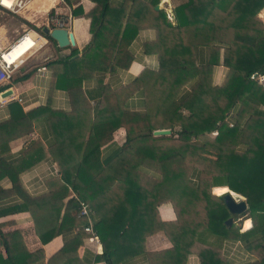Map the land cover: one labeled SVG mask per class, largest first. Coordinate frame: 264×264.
Instances as JSON below:
<instances>
[{"label": "trees", "instance_id": "1", "mask_svg": "<svg viewBox=\"0 0 264 264\" xmlns=\"http://www.w3.org/2000/svg\"><path fill=\"white\" fill-rule=\"evenodd\" d=\"M63 1L73 17L90 20L91 41L80 56L71 49L67 58L45 63L52 72L51 90H80L83 80L126 69L129 44L142 29L156 31L146 51L157 54L160 68L143 71L107 94L99 91L104 80L99 78L97 93H88L96 101L94 113L49 106L24 112L18 103L10 104L9 119L0 122V181L8 177L12 187L0 185V200L21 198L11 212L31 214L42 245L62 237L46 264H92L79 256L87 224L78 216L80 203L93 212L92 228L102 248L94 263L130 264L141 258L148 264H186L196 255L200 264H229L223 244L239 241L256 253V261L247 264H264V88L250 79L264 74V23L257 18L264 0H187L174 8V23L165 11L155 10L160 0H89L94 6L88 12L73 7L79 0ZM258 15L264 19L262 12ZM218 44L229 70L222 86L211 82ZM198 48L209 50L207 63L198 64ZM15 73L13 83L30 74ZM139 91L145 111L125 110ZM205 106L214 111L209 114ZM37 120L46 121L53 142L44 149L40 140L32 141L22 157L25 168L47 155L56 162L59 177L48 181L47 207L20 189L23 169L4 159L9 143L29 135ZM119 129L125 131L122 146L113 144ZM158 130L170 134L153 135ZM206 145L220 151L217 160L201 156ZM147 163L159 168L157 177L142 170ZM227 187L246 200L247 210L239 217L251 219L252 227L244 233L235 224L239 217L223 203ZM166 203L173 208V221L159 217L157 208ZM157 233L171 247L148 251L146 240ZM44 259L43 249L27 251L19 232L0 229V264H44Z\"/></svg>", "mask_w": 264, "mask_h": 264}, {"label": "crops", "instance_id": "2", "mask_svg": "<svg viewBox=\"0 0 264 264\" xmlns=\"http://www.w3.org/2000/svg\"><path fill=\"white\" fill-rule=\"evenodd\" d=\"M36 0H34L35 2ZM116 1V0H115ZM149 1V0H146ZM187 0H160L157 5H160L166 12L172 23L174 20V8ZM32 5H40L38 12L43 15L46 12L50 17L55 16L59 20H63V27L72 33L75 45L66 48H59L57 44L45 40L40 49L31 51L23 57V63L19 67L17 75L23 73H30L27 80L23 82L13 83L9 82L5 85V90H11L12 94L7 99L5 104L0 106V122L6 121L10 117V104L13 102L18 103L24 112L35 109L40 106H49L52 109L64 112H76L83 109H96V101L89 99L88 93L96 94L98 79L104 78L102 85L99 88L104 94L111 92L114 88L127 86L131 84L143 71H158L160 68L159 59L156 53L149 50L146 51L147 45H152L156 40V31L154 29L139 30L135 39L129 44V52L131 54V62L126 69H116L112 73L97 74L93 78L82 81V88L80 90L65 91L61 89H52V72L45 66L50 60L65 59L71 54V49H76L80 56L83 49L90 43L91 34L89 32L90 20L85 19L83 16L73 17L71 15V8L68 7L62 0H37L38 3ZM80 5L84 12H88L93 8L94 4L89 0H79L73 7ZM54 10L56 12H54ZM159 10V11H160ZM51 11V13H50ZM264 15V7L260 10ZM259 12V13H260ZM60 13V15H58ZM27 22H31L28 16L23 15ZM41 17H38L40 20ZM258 18V16H257ZM46 20V19H45ZM44 20L40 24L37 23L36 27L44 28ZM36 31L33 28H27ZM44 39V37H43ZM5 40V41H4ZM4 38L0 46L8 44ZM151 46H148L150 48ZM218 53L216 55L217 64L212 67L211 82L214 86H222L228 78L229 70L223 66V45L218 44ZM198 64H205L209 61L210 54L207 48H198L195 54ZM15 73V74H16ZM190 85L185 89L189 90ZM4 90V91H5ZM208 103L207 98L203 99V103ZM206 111L211 114L212 106L206 107ZM125 110L129 112L143 113L145 111L144 95L142 91L137 92L125 103ZM125 131L119 129L113 134V144L122 146L124 143ZM40 140L44 149L52 144V138L48 129V125L44 120H37L32 123V131L29 135L15 139L9 143V152L4 155V159L8 163L14 164L17 168H22L18 175V182L20 189L28 194L30 197L36 199L39 206L47 207L49 199L48 194V181L59 177V169L56 162L53 161L50 155H47L42 160L37 161L33 165L25 168L23 163L22 153L29 146L32 141ZM107 150H105L106 152ZM220 151L210 145H206L202 149V156L209 160H214L219 157ZM31 162V159L30 161ZM153 166L154 169H152ZM143 171L158 176L157 170L159 168L152 164H144ZM1 187L10 189L12 183L8 177L0 181ZM46 197V199H45ZM70 198V197H69ZM244 198V197H243ZM245 199V198H244ZM68 198L62 202L65 204ZM21 203V198L13 195L9 198L0 200V229L2 233H10L17 231L20 233L23 243L29 252L44 251V264L48 258L53 255L63 244L61 236L54 238L46 245H42L36 235L34 224L31 214L27 211L11 212L14 208L18 207ZM159 217L162 221L175 220V214L171 204H161L157 208ZM239 224L235 222L239 228V233H244L252 227L251 219L246 217L237 218ZM250 226L243 227L245 222ZM243 227V228H242ZM245 229V230H243ZM247 229V230H246ZM85 238L82 247L79 249V256L85 257L92 264L94 257L102 254L101 244L97 238V242H88L89 235L83 231ZM171 247L169 240L162 234L157 233L151 235L146 240V249L148 251H159ZM223 257L229 264H247L256 261L257 256L254 251H248L243 247L239 241H227L222 247ZM127 264V263H126ZM130 264H148L146 260L138 258ZM186 264H200V260L196 255H189Z\"/></svg>", "mask_w": 264, "mask_h": 264}, {"label": "built area", "instance_id": "3", "mask_svg": "<svg viewBox=\"0 0 264 264\" xmlns=\"http://www.w3.org/2000/svg\"><path fill=\"white\" fill-rule=\"evenodd\" d=\"M62 1V0H60ZM33 0H0V11L11 13L13 15H21L23 12H38L40 5H32ZM47 17V16H46ZM44 27L51 30L55 27H63L64 21L57 19L55 16H48L44 22ZM36 35V37L34 36ZM39 37L34 30L25 29L18 34L11 42H8L5 46H0V86L8 83L13 74L19 69L23 63V58L19 61L11 54L18 47H23L24 50L31 51L40 49L42 44L39 43ZM40 44V45H37ZM250 79L264 88V74L254 73L250 76ZM4 92V91H3ZM2 93V92H1ZM0 93V94H1ZM8 98L0 99V106L5 104ZM92 215L91 209L84 203H80L78 216L86 219L87 224L83 228V231L89 235L88 242H97V237L92 228Z\"/></svg>", "mask_w": 264, "mask_h": 264}, {"label": "water", "instance_id": "4", "mask_svg": "<svg viewBox=\"0 0 264 264\" xmlns=\"http://www.w3.org/2000/svg\"><path fill=\"white\" fill-rule=\"evenodd\" d=\"M162 7L157 5L155 7L156 11H159ZM42 33L44 36L48 37L49 39L53 40L59 48H66L69 46H74L75 41L73 38L72 33L68 32V30L64 27H55L49 30L48 28H42ZM12 94L11 90H5L0 94V99L9 98ZM169 130H158L154 131L153 135H169ZM227 192L222 194V200L227 208L228 212L232 215V217H239L242 213L247 210L246 200L241 197V195L231 191L227 187ZM236 196V197H234ZM229 218L225 223L226 225L230 226L233 223V218Z\"/></svg>", "mask_w": 264, "mask_h": 264}, {"label": "rangeland", "instance_id": "5", "mask_svg": "<svg viewBox=\"0 0 264 264\" xmlns=\"http://www.w3.org/2000/svg\"><path fill=\"white\" fill-rule=\"evenodd\" d=\"M54 12H56L54 10ZM260 12V11H259ZM259 12L257 13L258 19L261 21V23H264V19H262L261 17H259ZM51 13V11H50ZM22 16L20 15H13L11 13H7L4 11H0V27L4 29V38L7 40L6 42H11L15 37L18 36L19 33H21L23 30L27 29V28H33L35 29L36 33L39 34L40 36L43 35L42 33V29L40 27H36L37 23L40 24L41 22H45V19L49 16V13L46 12L45 15H43L42 13H31L29 12H23L21 13ZM23 15L28 16L30 19V23L27 22V20H25L23 18ZM60 15V13L58 14ZM47 16V17H46ZM38 17H41L40 20L38 19ZM5 41V40H4ZM2 42V40H1ZM0 42V44H1ZM214 111V110H213ZM201 156H202V151H201ZM203 157V156H202ZM218 157L216 159H214L213 161L217 160ZM153 168V166H150ZM157 172H159V170H157ZM213 194H215L214 192H212ZM217 195V194H215ZM235 222H237V224H239L238 219L235 220Z\"/></svg>", "mask_w": 264, "mask_h": 264}, {"label": "bare ground", "instance_id": "6", "mask_svg": "<svg viewBox=\"0 0 264 264\" xmlns=\"http://www.w3.org/2000/svg\"><path fill=\"white\" fill-rule=\"evenodd\" d=\"M34 2V0H33ZM46 2V0H45ZM34 3H38L37 0ZM33 4V3H32ZM4 29L0 27V41L4 39ZM36 37V35L34 34ZM45 40L43 38L39 37V43L43 44ZM40 45V44H37ZM27 52H29V49L24 50L23 47H18L14 50V52H11V54L19 61V59H22L25 55H27ZM225 193V192H224ZM236 197V196H234Z\"/></svg>", "mask_w": 264, "mask_h": 264}, {"label": "clouds", "instance_id": "7", "mask_svg": "<svg viewBox=\"0 0 264 264\" xmlns=\"http://www.w3.org/2000/svg\"><path fill=\"white\" fill-rule=\"evenodd\" d=\"M41 37L43 38L44 36L42 35ZM44 40H48V39L44 37Z\"/></svg>", "mask_w": 264, "mask_h": 264}]
</instances>
